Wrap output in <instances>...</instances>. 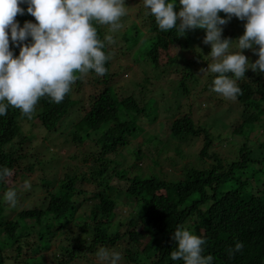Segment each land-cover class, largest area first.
<instances>
[{"label":"trees","instance_id":"trees-1","mask_svg":"<svg viewBox=\"0 0 264 264\" xmlns=\"http://www.w3.org/2000/svg\"><path fill=\"white\" fill-rule=\"evenodd\" d=\"M21 6L25 14H17L20 25L37 22L27 13V5ZM139 8L142 11L119 30L95 25L109 57L105 75L93 70L76 73L64 100L40 98L31 119L11 106L0 117V167L14 173L12 182L8 177L0 182V264H77L101 248L121 253L119 264H184L171 259L178 226L205 238L203 254H211L214 264H264V73L248 69L238 83L241 109L222 108L224 101L216 100L219 95L210 90L213 73L201 72L212 62L211 46L203 44L206 30L161 32L155 17L143 4ZM121 19L122 24L125 17ZM246 22L233 16L222 26V38L236 40ZM109 36L111 41L105 39ZM173 37L179 41V52L160 63V52L168 50ZM129 42L133 46L128 47ZM10 46L18 55L19 48L11 41ZM128 53L129 59L146 60L159 70V93L144 88L139 95L117 86ZM253 58L250 62H255ZM164 73L174 81L171 91L165 89ZM206 93V101L214 100L210 110L217 107L215 116L230 113L223 120L184 113L201 103ZM195 110L204 109L200 105ZM66 120L73 126L76 146L88 148V156L105 157L85 173L72 162L65 167L58 164L66 169L60 178L52 173L54 166H48L51 160L43 148L51 142L50 133ZM146 121L157 122L159 129L148 131L151 125L146 126ZM234 132L247 140L229 141ZM132 138L142 140L138 147L144 157L121 163L106 156L108 150H115L111 146L123 147ZM104 144L109 145L107 150ZM185 144L196 145L195 162H185L186 174L170 172L167 167L175 162V155L183 151L187 156ZM77 154H69L70 160ZM36 169L41 171L38 183L31 177ZM25 182L46 192L41 204L21 210L10 207L3 194L18 191ZM61 231L65 242L49 258L46 251ZM237 242L244 246L233 254L230 250Z\"/></svg>","mask_w":264,"mask_h":264},{"label":"clouds","instance_id":"clouds-1","mask_svg":"<svg viewBox=\"0 0 264 264\" xmlns=\"http://www.w3.org/2000/svg\"><path fill=\"white\" fill-rule=\"evenodd\" d=\"M141 3L148 14L155 17V23L161 32L175 29L178 33L185 34L196 28L206 30L203 44L211 46L209 56L212 62L208 63L207 68H202L201 72L213 73L210 90L219 95L216 100L237 101L236 97L242 94L239 79L245 77L248 69L258 74L264 73V0H141ZM24 4L27 5V13L37 22L25 21L21 26L16 20L17 14H25V8L21 6ZM125 5V0H0V117L5 116L11 106L31 119L40 98L47 96L55 103L64 100L77 79L76 73L93 70L97 75H105V64L109 57L103 50L105 43L98 38L95 25H109L113 31L119 30L122 27L121 18L127 14ZM221 12L226 15L222 17ZM233 16L247 21L245 31L236 40L222 38V26ZM105 39L111 41L110 36ZM10 41L11 45L19 48L18 55L10 46ZM245 49H251L258 59L250 62L251 53ZM143 89L141 87L139 95H142ZM146 95L151 96V92ZM206 98H209V93L202 94V102L188 106L191 111L184 113L209 114V117L214 115L221 117V120L230 114L215 116L218 113L217 107L214 112L210 110L214 100L206 101ZM200 105L204 109L201 112L195 110ZM222 128L220 123L219 130ZM225 130H229L228 124ZM50 138L51 142L59 141L62 148L58 157L48 159L51 160L48 166L69 165L73 159L70 160L72 157L69 154L72 153L68 154V148L75 145L73 126L66 120L65 125L50 133ZM228 140L242 143L247 138L234 132ZM141 141L140 138H132L123 147L111 146V150H115L106 151V156L115 162L131 163V154L123 155L119 152L133 146L135 157H144L145 152L139 151L138 147ZM50 143L43 148L44 154L45 148L52 151ZM104 147L107 150L109 145L104 144ZM146 148L143 150L146 151ZM83 151L81 148L73 152L78 153L76 157L81 163L75 165L72 162L80 167L81 173H85L97 159L104 160L105 155L88 156L87 151ZM194 152L189 149L184 153L186 157L175 156V162H170L172 166L168 165L167 169L177 174H186L184 164L191 159L189 155L195 157ZM138 164L142 166L141 163ZM65 173L66 169L64 176ZM11 175L9 168L0 167V182ZM25 187H28L27 182ZM18 193L9 189L3 194V200L15 208ZM86 213L91 214L90 211ZM86 219L89 220L88 217ZM172 239L176 242L175 250L171 252L173 261L214 264L211 254H203L206 243L203 236L178 226ZM243 246L242 242H237L230 251L234 254L241 251ZM96 257L99 264H119L121 253L101 248Z\"/></svg>","mask_w":264,"mask_h":264},{"label":"rangeland","instance_id":"rangeland-1","mask_svg":"<svg viewBox=\"0 0 264 264\" xmlns=\"http://www.w3.org/2000/svg\"><path fill=\"white\" fill-rule=\"evenodd\" d=\"M139 5H142L141 0H131L130 2L126 3L125 7L127 9V14L124 16L125 20L122 22V27L126 24V22L129 24V22L137 16L142 10L139 8ZM142 17V14H141ZM122 21V19H121ZM133 46L131 42H129L128 47ZM179 52V41L177 37H173L170 40L169 48L168 50H161L160 52V63L167 62L170 57H173L174 55L178 54ZM251 56L254 58L252 59L255 61L257 58L255 57L254 52H250ZM130 54L128 53V57L125 56L123 60L124 67L123 72L121 73L120 80L117 82V86H120L124 88H127V90L133 89L134 92H137V94H140L141 87H144L146 89L155 90L157 93L160 92L159 90V83L162 84L161 82H158L156 79L158 77V71L154 65L150 64V62L146 60H141V61H136L133 59H129ZM163 69V67L160 68V70ZM208 72H205L206 74ZM175 75V74H171ZM163 78L165 79L166 82V91H171L174 88V81L170 78V73H164ZM124 90V89H123ZM152 92V91H151ZM217 102V101H215ZM232 108V111L240 110L241 107L237 106V101L229 100L226 101L224 100V103L222 104V108ZM150 122H146L145 125L149 126L148 131L150 130H157L158 129V123L154 124H149ZM229 132V130H224ZM226 133V134H227ZM239 142V141H236ZM89 142L85 146H88ZM223 144H218L217 147H222ZM50 147H52V151H49L47 148H45V153L48 159L51 157H58L59 152L61 151L62 145L59 141H53L50 143ZM86 149L85 151H88V148L86 147H78V146H71V148H68V154L75 152L77 149ZM170 148V146H169ZM197 147L196 145L188 146V144L184 145L185 150H195ZM146 150L151 154V150ZM125 152V153H124ZM167 153L166 151H164ZM192 152V151H191ZM119 153L124 154H131V162H134L136 160L135 154H134V147H127L125 150H121ZM183 151H181L178 155L175 156H182ZM189 158L193 159L195 161V157L193 155H189ZM130 159V158H129ZM128 159V160H129ZM75 165L80 164L77 157L73 159L72 161ZM171 165V164H169ZM172 166V165H171ZM186 167V166H185ZM86 170V168L84 167ZM52 173H57L60 178L64 177V168L61 166L54 167L51 169ZM40 170L36 169L35 171L32 172L31 177L33 181L39 182V176H40ZM13 174L8 177V181L12 182L13 181ZM123 183V182H122ZM89 189H92V186L88 185ZM18 195H17V210H21L27 207H33L36 205H40L43 197L46 195V192L44 190H41L39 188H35L31 185H28V187H23L18 190ZM127 210L123 209V212L125 213ZM123 217V216H122ZM65 233L64 232H59L55 238L53 239L52 246L46 251L48 253V257L51 258L52 254L56 252L57 245L64 243L65 242ZM77 264H99V261L97 260L96 254H90L87 256L86 259H83L80 263Z\"/></svg>","mask_w":264,"mask_h":264}]
</instances>
